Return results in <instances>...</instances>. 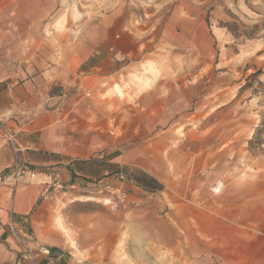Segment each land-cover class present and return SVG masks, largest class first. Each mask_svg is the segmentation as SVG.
Returning <instances> with one entry per match:
<instances>
[{
  "label": "crops",
  "instance_id": "0c3cea01",
  "mask_svg": "<svg viewBox=\"0 0 264 264\" xmlns=\"http://www.w3.org/2000/svg\"><path fill=\"white\" fill-rule=\"evenodd\" d=\"M45 6L43 0H0V116L16 132L19 160L59 172L75 191L109 189L135 203L146 197L150 233L162 236L169 251L194 254L195 264H264V169L228 174L213 155L198 151L203 164L188 156L184 170L170 169V132L148 138L153 127H147L149 120L169 121L170 101L141 96L129 107L111 95L102 102L96 94L108 91L109 79L118 77L110 55L94 61L99 51L85 47L47 61L36 48L28 49L27 28L42 18ZM81 73L92 77L86 82ZM77 85L95 94L81 98ZM113 90L123 95L117 84ZM13 160L0 131V172ZM40 193L37 184L0 185V264H111L79 259L52 245L42 252ZM57 222L68 246L82 257L69 229Z\"/></svg>",
  "mask_w": 264,
  "mask_h": 264
},
{
  "label": "rangeland",
  "instance_id": "374dc122",
  "mask_svg": "<svg viewBox=\"0 0 264 264\" xmlns=\"http://www.w3.org/2000/svg\"><path fill=\"white\" fill-rule=\"evenodd\" d=\"M43 2L42 18L26 31L32 40L28 49L36 48L47 61L53 56L60 61L67 52L85 47L99 51L95 55L100 59L94 61L104 62L110 55L118 77L109 79L108 91L96 94L102 102L111 95L129 107L141 96L148 102L152 95L170 101L169 121L162 123L161 118L147 124L153 127L148 138L170 132V169L184 170L188 156L197 164L204 153L213 155L228 174L264 169V93L252 92L259 89L256 80L252 88L241 89L257 70L261 71L257 79L264 80V0ZM79 75L86 82L92 77ZM114 84L122 96L113 90ZM75 92L81 98L95 94L80 85ZM74 189L63 188L41 199L45 219L39 221L37 237L46 247L111 264H195L194 254L169 251L162 236L150 233L153 220L144 213L146 197L135 203L109 189ZM58 218L82 257L68 246Z\"/></svg>",
  "mask_w": 264,
  "mask_h": 264
},
{
  "label": "built area",
  "instance_id": "2783aa9c",
  "mask_svg": "<svg viewBox=\"0 0 264 264\" xmlns=\"http://www.w3.org/2000/svg\"><path fill=\"white\" fill-rule=\"evenodd\" d=\"M0 131L3 139L9 145L14 160L12 166L6 172H0V185L14 187L17 184H37L41 186L40 196L42 199L50 197L54 191L63 188H75L74 185H64L61 181L59 172L55 170H37L19 160L18 153L21 151L20 142L14 129L7 127L3 118L0 116ZM40 250L48 253L45 246H40Z\"/></svg>",
  "mask_w": 264,
  "mask_h": 264
},
{
  "label": "trees",
  "instance_id": "16d2710c",
  "mask_svg": "<svg viewBox=\"0 0 264 264\" xmlns=\"http://www.w3.org/2000/svg\"><path fill=\"white\" fill-rule=\"evenodd\" d=\"M259 73H261V71L257 70L253 73H251L250 75L247 76L246 78V82L244 83V85H242L241 89H250L253 87V82L256 80L259 89H252L253 93H257V91H262V93H264V80L260 81L259 79H257V76L259 75Z\"/></svg>",
  "mask_w": 264,
  "mask_h": 264
},
{
  "label": "bare ground",
  "instance_id": "6f19581e",
  "mask_svg": "<svg viewBox=\"0 0 264 264\" xmlns=\"http://www.w3.org/2000/svg\"><path fill=\"white\" fill-rule=\"evenodd\" d=\"M84 199L89 200L92 199L91 197H85ZM105 203H108V201H105ZM62 225V224H61ZM62 230V229H61ZM69 234V233H68ZM70 237V236H69ZM71 238V237H70ZM66 239V238H65ZM72 245H74V242L72 241ZM76 245V244H75ZM76 247V246H75ZM78 253V252H77ZM79 254V253H78Z\"/></svg>",
  "mask_w": 264,
  "mask_h": 264
}]
</instances>
